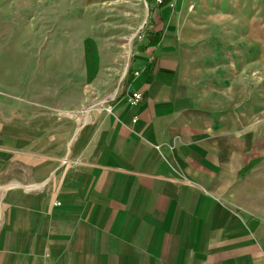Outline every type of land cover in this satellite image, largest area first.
<instances>
[{
	"label": "crops",
	"instance_id": "crops-1",
	"mask_svg": "<svg viewBox=\"0 0 264 264\" xmlns=\"http://www.w3.org/2000/svg\"><path fill=\"white\" fill-rule=\"evenodd\" d=\"M145 8L0 52V264H264V8Z\"/></svg>",
	"mask_w": 264,
	"mask_h": 264
},
{
	"label": "rangeland",
	"instance_id": "rangeland-1",
	"mask_svg": "<svg viewBox=\"0 0 264 264\" xmlns=\"http://www.w3.org/2000/svg\"><path fill=\"white\" fill-rule=\"evenodd\" d=\"M148 0H0V52L33 51L55 48L64 38L121 30L126 50L141 40L137 31ZM257 9L264 0H252ZM256 13L258 18L260 12ZM142 31V30H141ZM78 41H80L78 39ZM4 49V50H2ZM6 49V51H7ZM130 52V51H129ZM263 75L257 74V94L264 100ZM261 80V81H260ZM264 103V102H263ZM264 112V108L260 109ZM262 110V111H261Z\"/></svg>",
	"mask_w": 264,
	"mask_h": 264
},
{
	"label": "built area",
	"instance_id": "built-area-1",
	"mask_svg": "<svg viewBox=\"0 0 264 264\" xmlns=\"http://www.w3.org/2000/svg\"><path fill=\"white\" fill-rule=\"evenodd\" d=\"M175 0H148V3H151L154 6H161V4H168L170 6L174 5ZM142 30V31H141ZM137 38L141 41H143L145 38V33L143 28H141L140 30L137 31ZM154 61V56L153 54H151L148 57V61L149 63H152ZM140 98V94L138 92H133L130 94V96H127L125 98V100L130 103V104H134L136 101H138ZM106 101H99V102H94V103H90L88 104V106H85L83 109L74 112V114L70 115L75 117L77 120L80 119L79 114H83V120L82 121H86L87 120V113L89 110L94 109L96 107L99 106H103L101 107L102 109H104L106 112L110 113L112 111V106L109 103H105ZM105 103V104H103ZM79 113V114H78ZM59 204V203H57Z\"/></svg>",
	"mask_w": 264,
	"mask_h": 264
}]
</instances>
